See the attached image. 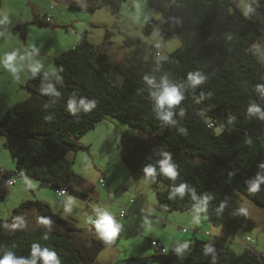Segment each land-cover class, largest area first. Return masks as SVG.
I'll use <instances>...</instances> for the list:
<instances>
[{
    "label": "trees",
    "instance_id": "1",
    "mask_svg": "<svg viewBox=\"0 0 264 264\" xmlns=\"http://www.w3.org/2000/svg\"><path fill=\"white\" fill-rule=\"evenodd\" d=\"M125 1L104 0L114 13ZM236 1L147 0L182 41L166 58L158 50L148 54L141 38L128 36L124 43L135 51L116 63L108 53L112 32L107 30L105 41L96 45L84 31L76 46L54 58L57 79L32 72L26 82L31 95L0 118V137L17 164L16 171L0 167V197L7 196L15 174L36 178L56 191L88 195L90 187L78 185L72 154L88 150L79 138L113 117L148 134L123 132L119 149L132 177H155L160 208L199 209L232 234L253 229L254 222L240 212L239 198L243 194L264 207V90H258L264 88V66L253 48L264 33V0H249L251 14L243 13ZM2 4L0 0V13ZM33 22L49 25L46 18ZM26 25H17L23 38ZM197 71L203 79L193 85L189 73ZM145 76L154 83L148 84ZM162 79L184 97L170 120L161 118L166 109H159L151 95ZM253 106L260 111L249 114ZM166 160L175 167V177L161 171ZM255 182L260 188L253 192ZM181 185L183 192L175 191ZM30 211L36 212L31 223L36 226L7 229V220L0 219V257L12 252L43 264L42 257L33 256L35 243L54 250L61 264H106L98 260L104 241L85 232L75 219L39 199L23 201L15 209L19 217ZM156 255L161 258L157 264H264V257L252 250L238 254L201 238L165 253L157 250ZM146 258L124 264H150Z\"/></svg>",
    "mask_w": 264,
    "mask_h": 264
},
{
    "label": "rangeland",
    "instance_id": "2",
    "mask_svg": "<svg viewBox=\"0 0 264 264\" xmlns=\"http://www.w3.org/2000/svg\"><path fill=\"white\" fill-rule=\"evenodd\" d=\"M73 1L79 3L80 7H71L65 0H3L0 13V55L4 51L8 53L12 48L17 49L20 55L38 64L39 69L57 79L58 70L54 61L45 63L48 61L46 57H49L48 46L55 44L58 49L56 55H59L76 46L84 31L88 32L90 40L96 45L105 41L107 30L111 31L108 53L116 63L125 62L135 51V47L126 46L124 43L128 36L141 38L147 53L158 50L161 58L168 57L182 43L176 28L165 26L164 20L167 18L160 10L151 7L147 0H126L119 13H114L104 0ZM236 4L243 13L251 14L249 0H237ZM45 16L52 19L49 26L33 22L34 18L43 19ZM20 18L23 20H18ZM18 21L27 23L26 38L21 36V31L16 27ZM149 22L152 23L151 30H147ZM50 40L53 43L47 45ZM253 48L257 50L264 66V33L253 44ZM12 96L14 102L19 99V96ZM3 115L0 114V118ZM97 130H100V136H97ZM125 131L148 137L147 133L138 128L107 117L97 129L79 138V142L88 147V150H79L72 154L73 169L78 174V185L86 184L90 187L88 195L71 190L59 195L55 186H42L36 178L15 174L16 182L9 185L7 196L0 197V219L7 220V229L27 227L28 224L36 226L37 223L31 224L35 219V211L19 217L15 209L23 201L39 199L52 205L58 213L75 219L85 232L95 234L104 241L99 261L106 264H124L128 259L147 257L146 261L150 264L159 263L161 258L156 255L157 248L151 245V241L161 231L165 232V237H169L170 233L166 232L171 226L169 224L166 228L162 225L160 227L154 219L155 213L158 214L155 208L159 207L155 177L135 179L121 158L119 145ZM0 163L3 169L16 171V161L7 148L0 151ZM101 177L109 184L108 189L100 184ZM136 189L141 193H135ZM239 208L244 216L254 222L253 229L241 228L232 234L224 230L222 225L206 219L199 209L173 210L171 218L177 216L176 225H180L177 229L191 242L201 238L222 247L228 246L238 254L249 249L264 257V207L241 194ZM122 209H128L124 218L120 217ZM98 210L109 211L119 224L114 237L104 238L100 235L94 223ZM198 216H201L202 221H198ZM198 225L200 227L196 233ZM185 228L186 233L183 231ZM195 234L197 235L194 237ZM167 248L169 250L170 246Z\"/></svg>",
    "mask_w": 264,
    "mask_h": 264
},
{
    "label": "crops",
    "instance_id": "3",
    "mask_svg": "<svg viewBox=\"0 0 264 264\" xmlns=\"http://www.w3.org/2000/svg\"><path fill=\"white\" fill-rule=\"evenodd\" d=\"M70 3H73V4L80 7L79 3H76L73 0H70ZM45 18H46V16L42 20L45 21ZM18 20H23V18H20ZM19 22L20 21H18L16 24L17 25L21 24ZM17 25H16V27H17ZM7 29L9 30L8 24H7V28H6V33L8 35ZM51 43H53L52 40H50L47 45H49ZM5 52L6 51L2 52V54L0 55V114H4L6 112V110L9 109L10 107H12L14 104L28 98L31 95L30 90L26 87V82L28 80L29 75L32 72H35V71L44 72L43 69H41V68L39 69L38 64H34L32 61L24 58L22 55H20L17 52V49H13V48H12V50H9L8 53H15L16 58L12 62V67H6L5 63H4V56H5V54H8V53H5ZM48 53H49V55H48L49 57H46V59H48V61L45 62L46 64L47 63L50 64V60H52V62H53L54 58L56 56H58V55H56L58 53V49H56L55 44L48 46ZM12 95L19 96V97H17L19 99H17V101L14 102L12 100V98H13ZM99 125L97 127H99ZM97 127L92 129V131L97 129ZM96 134H97V136H100L101 135L100 130H97ZM4 143H5L4 138L0 137V151H2L3 149L6 148ZM0 164H2V163H0ZM1 168H3V167H1ZM101 178H103V177H101ZM99 180H100V178H99ZM80 187L81 188L87 187V185L86 184L81 185ZM104 188L108 189L109 184H107V187H104ZM134 191H135V193H138V194L141 193L137 189ZM132 200H131V202H132ZM131 206H132V208H134L133 205H131ZM51 207L56 211V209L52 205H51ZM155 211H158V214L155 213L156 215L154 216V219L156 221H158V223L160 224V227L162 225L164 228H166V226L169 224L171 227H170L169 231L166 232V233H170L169 237L168 236L165 237V235H164L165 232L161 231L160 234H156V238H153L152 240L161 241L163 244H165L166 248L169 245L170 246L169 250H171L172 248H174L176 246L184 245V243L190 242L189 241L190 239L186 235L181 234L179 232V230L177 229L178 226L180 227V225H176L177 216H174L171 218V214L173 211H169V210H166V209L160 208V207L155 208ZM121 218H123V217H121ZM201 219H202L201 216H198L199 222L202 221ZM201 223H203V222H201ZM174 226H175V229H174ZM199 227H200V225H198V227H196V233L198 232L197 228H199ZM184 233H186V232H184ZM196 235L197 234H195L194 237Z\"/></svg>",
    "mask_w": 264,
    "mask_h": 264
},
{
    "label": "clouds",
    "instance_id": "4",
    "mask_svg": "<svg viewBox=\"0 0 264 264\" xmlns=\"http://www.w3.org/2000/svg\"><path fill=\"white\" fill-rule=\"evenodd\" d=\"M15 53H8L4 56V63L6 67H12V62L15 60ZM189 79L192 84L195 85L199 83L203 77L200 75L199 71L190 72ZM145 80L148 84L154 83V78L145 76ZM158 90L153 91L151 95L155 98L157 106L159 109H166L163 112H160L159 115L164 120H170L173 115V108L176 105H179L184 99L180 89L174 85H170L166 80L161 81L157 86ZM258 90H264V88H258ZM83 103V101H81ZM87 107V105H85ZM69 108H72V104H69ZM260 109L257 106H253L249 109V114L253 112H259ZM264 116V113H261ZM146 171L149 174L154 172V169L148 167ZM166 175L170 177H175L177 172L175 167L172 166L167 160L163 162L162 169ZM260 188V183L255 182L251 185V191L256 192ZM175 191L183 192V185L175 189ZM99 233L104 238H112L116 235L119 229V224L115 221L114 216L109 211L98 210V214L94 219ZM33 256H38L43 258V264H61L60 259L58 258L56 252L49 248H44L43 250L39 244L32 245ZM0 264H35V260L28 262L23 258L15 257L12 252H6L3 257H0Z\"/></svg>",
    "mask_w": 264,
    "mask_h": 264
},
{
    "label": "built area",
    "instance_id": "5",
    "mask_svg": "<svg viewBox=\"0 0 264 264\" xmlns=\"http://www.w3.org/2000/svg\"><path fill=\"white\" fill-rule=\"evenodd\" d=\"M46 21L48 23H50L52 21L51 17L50 16H46ZM15 182H16V179L9 180V184L10 185H13ZM100 183H101V185L103 187L107 186V184H106V182H105L104 179H100ZM57 193L58 194H65L66 193V190H64V189L58 190ZM127 212H128V209H122L121 212H120V216L124 218L127 215ZM151 244H152V246L156 247L157 250H160L163 253L166 252V247H165V245L161 241H159V240H152L151 241Z\"/></svg>",
    "mask_w": 264,
    "mask_h": 264
}]
</instances>
